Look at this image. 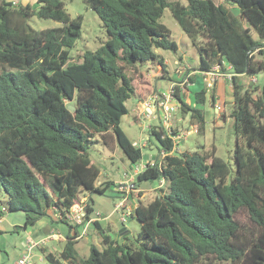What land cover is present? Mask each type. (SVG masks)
Here are the masks:
<instances>
[{
    "label": "trees",
    "instance_id": "16d2710c",
    "mask_svg": "<svg viewBox=\"0 0 264 264\" xmlns=\"http://www.w3.org/2000/svg\"><path fill=\"white\" fill-rule=\"evenodd\" d=\"M231 1L247 26L214 0H188L186 5L84 0L108 38L84 51L80 61L69 62L81 17L72 18L63 0H36V7L0 0V189L7 210L24 213V227L45 216L67 224L63 249L46 254L49 264H264V87L255 94L237 80L264 68L256 57V52L264 53V0ZM165 7L198 51L193 70L208 72L218 65L221 72H231L235 173L228 179L230 166L216 155L214 144L172 150L162 126L151 127L159 152L167 153L160 164L147 163L135 184L165 179L169 187L146 204L138 202L131 214L141 227L138 245L113 240L95 221L104 246L91 245L88 256L78 257L74 244L80 227L62 216L86 190L89 217L94 211L91 193L103 194L114 185L97 183L100 170L88 154L92 136L109 147L117 144L131 163L141 158L140 147L119 124L128 111L126 100L144 82L143 66L156 62L166 77L157 49L178 48L159 21ZM33 14L60 24L34 29L27 21ZM187 81L193 83L194 76ZM215 85L204 83L195 90L193 104L183 99L188 84L174 85L180 110L190 112L201 133L206 120L200 105L207 93L213 108L222 107L215 102Z\"/></svg>",
    "mask_w": 264,
    "mask_h": 264
},
{
    "label": "rangeland",
    "instance_id": "374dc122",
    "mask_svg": "<svg viewBox=\"0 0 264 264\" xmlns=\"http://www.w3.org/2000/svg\"><path fill=\"white\" fill-rule=\"evenodd\" d=\"M10 1L15 5L18 3H29L35 7L37 5L36 0ZM63 1L64 8L72 18L77 16L81 17L80 36L75 41L74 45L69 48V62H78L84 51L95 50L108 38V35L97 13L90 8L84 0ZM168 1H177L185 5L188 3V0ZM214 1L221 3L233 14L238 16L244 26L248 25L245 19L242 18L238 7L232 3L231 0ZM27 21L34 29H43L60 24L49 18L38 17L36 14L29 16ZM159 21L169 29L168 38L175 41L178 46L176 50L160 49V54L169 60V63L166 65L169 75L172 76L174 74V68L176 66V69H182L185 67L179 63L175 64V59H182L183 63L191 69L197 67L199 63L198 51L192 44L190 38L183 32L172 16L169 7L164 8ZM251 32L254 38H258V35L252 28ZM256 57L264 61V53L260 54L256 52ZM144 67L145 66H143V69ZM219 78H221V76ZM251 78L250 81L255 94H260L261 89L264 87V68L256 71ZM155 81L157 82V88H148L149 82L144 75V82L140 84L139 87L144 88V91L151 93L152 95L161 94L160 89L164 92H169V88L172 84L171 79H168L167 77H157ZM208 97L209 94L207 93L206 101L200 105L206 116L209 115V118L207 117L208 120L206 119L205 128L202 133L198 131L196 120L190 116V112L183 113L180 110L179 103L174 97V111L171 115V127L175 132L179 131V129L186 131L185 136L179 140L176 151L197 150L203 145L209 147L210 144H214L216 147V155L225 159L230 166L231 172L228 177L229 179L230 176L235 173L236 169L233 156L235 140L233 120L229 115L231 106L227 103L226 119L223 120L220 118V113H218L217 109L212 107ZM183 99L188 104L194 103V97L190 92L185 94ZM125 104L128 111L126 114L122 115L119 125L129 140L132 141L134 145L140 147L141 158L136 163H131L117 144H115L114 147H109L102 142L97 134L92 136L88 143V154L91 162H93L100 170L97 183L112 181L114 182V185H117L118 183L123 182L127 176L132 174V168L135 166H143L148 160L160 161L161 159L159 152L160 145L156 138L153 135H150L151 127L154 126L156 128L160 126L158 114L154 116V118H150V126H148L147 119L144 115H139L138 113V104L135 95H131L126 100ZM212 116H214V118ZM217 121H219L220 125H215ZM142 143H145V145L142 146ZM114 185H111V187L103 194L97 192L91 193L94 208L91 215H95V212L101 214L102 218L100 219L104 224L103 230H105L106 224L108 223L109 228H107V233L113 240H116L119 243H130L135 247L138 245L136 239L141 231L140 223L131 215L126 216L125 221L122 222L119 219V213L115 211L113 212V205L120 200V195L115 191ZM139 185L138 188L140 191L138 192V195L136 192L131 193L134 199L132 202L136 203L138 201L146 204L159 193L168 191L169 182L164 180L163 182L158 183L157 180H146L141 181ZM80 194L82 196H89V192L86 190L80 191ZM135 195L137 196L135 197ZM134 207L135 205L132 208ZM240 217L242 219L246 218L243 213L240 214ZM0 218V264H14L18 257H22L23 255H28V261L31 264H49L46 255L43 253L44 251L41 250L40 247H47V249L54 254H58L63 249L66 239L65 236L64 240H56L55 238L46 239L42 243L39 242L38 245L29 249V236L34 240H38L40 237L35 233L28 234V230L31 229L32 231L33 228L28 225L24 227L25 215L23 212L7 210V196L3 189H0ZM37 222H39V227H43L41 232H44L45 235L49 233L51 227L57 233H65L68 229L66 223L60 221L52 222L51 219L46 216L41 217ZM123 227H125L128 233L121 238L119 231ZM91 245H95L99 249H102L104 246L102 233L93 225V223L87 227L86 234L77 239L74 244L78 257L88 256Z\"/></svg>",
    "mask_w": 264,
    "mask_h": 264
},
{
    "label": "built area",
    "instance_id": "2783aa9c",
    "mask_svg": "<svg viewBox=\"0 0 264 264\" xmlns=\"http://www.w3.org/2000/svg\"><path fill=\"white\" fill-rule=\"evenodd\" d=\"M176 64H178V61H175ZM227 69H230V66H227ZM204 75V83L206 87L211 88L215 81L221 76V77H227L231 78V72H221L218 65L213 66V69L208 72H203ZM189 76V75H188ZM252 79V78H251ZM179 85L180 87H184L185 84H188L187 76H184L180 82L172 83L169 92L161 91V94H153L151 95L148 100H144L139 103L137 106L139 115H144V117L147 119L148 126H150L149 120L150 118H154L158 114L160 119V125L165 130V135H168L172 140V150H176L179 140L183 138L186 134L185 130L179 129V131L175 132L174 129L171 127V115L174 111V85ZM146 108H148L150 111H147ZM145 143H142V146H144ZM167 152L161 151L160 156L163 157ZM157 162V164H160V161H147L146 164L154 165ZM145 165L143 166H135L132 168V174L127 176V178L117 185H114L115 191L121 193L120 200L113 205V212L119 213V219L120 221L124 222L125 217L128 215H131L138 203H133L132 200V192H136L138 195V192L140 191L138 187L135 186V178L136 175L142 171L143 168H145ZM165 179H159L157 182H163ZM135 195V197L137 196ZM135 204V207L133 205ZM87 207H88V197L79 195L78 202L74 203L68 211L65 212L63 219L67 221L68 223L80 227V233L76 238H81L86 234L87 227L94 223L95 221L100 220L102 218L100 213H95V215H90L87 217ZM59 237V234L57 233H51L46 235L45 237H42L39 240H33L29 239V249H31L33 246H36L39 244V242H43L46 239H57ZM28 255H23L22 257L18 258L17 261L14 264H28Z\"/></svg>",
    "mask_w": 264,
    "mask_h": 264
},
{
    "label": "crops",
    "instance_id": "0c3cea01",
    "mask_svg": "<svg viewBox=\"0 0 264 264\" xmlns=\"http://www.w3.org/2000/svg\"><path fill=\"white\" fill-rule=\"evenodd\" d=\"M157 52L160 54V49H157ZM162 57L164 59V63L167 65L169 63V60L166 57H164L163 55H162ZM175 61H178L180 65L185 66V67L182 68V69H176L177 68V66H176L174 68V74L171 76V75H169V73H166L165 74L166 77L168 79H171L172 83H175V82H180L179 80L182 79L184 76L193 75L194 76V82L193 83H188V88L190 89V93L193 95V92L195 90L199 89L201 86L204 85L203 72H200L198 70H193V68L191 69L189 66L185 65L183 63V60L180 59V58L179 59H175L174 63H175ZM148 64L149 65L148 66L146 65L144 67V69L142 68V70H143V73H144L145 77L147 78V81L149 82L148 88H153V87H156V85H157V82L155 81V79L157 77H161L160 75L162 74V69H161V67H160V65L158 63L156 64V62L148 63ZM182 66H180V67H182ZM250 79H251V77H249V76H247L245 74H241V75L237 76V80L239 82L243 83L245 85V87H252ZM215 84H216L215 85L216 94L218 96V98H217V100L215 102H217L220 105H222L220 110L217 109V108L216 109H217L218 113H220V118L225 120L226 119V106H227V103H229V105H230V101L233 99V97H232V82H231V79H229V78L221 77V78H218L215 81ZM253 86H255V85H253ZM160 91H163V90L160 89ZM261 92H262V89H261ZM151 95H152L151 93H148V92L144 91V88L138 89L136 91V94H135V97L137 99V104L139 105L140 102H142L144 100H148V98ZM146 110L150 111L148 108H146ZM207 117L209 118V115L206 116V114H205V120L206 119L208 120ZM212 117L214 118V116H212ZM159 123H160V121H159ZM215 125H220L219 121H217L215 123ZM135 186L139 187L140 185L139 184H135ZM117 194L121 195V193H119V192H117ZM0 220H1V218H0ZM97 222L99 223L100 227L103 229L104 224L101 222V219L98 220ZM38 223L39 222H36L34 225L30 226L31 228H33V230L32 231H31V229L28 230V234L29 235L31 233H35L36 235H38L40 237L39 239H41L42 237H45L46 235L51 234L53 232L57 233L51 227L49 229V233L45 235L44 232H41V230H43V227H39ZM107 228H109V224L108 223L106 224V227H105V230H104L106 233H107ZM67 232H68V229H67ZM67 232H65V233H61V232L59 233L58 232L57 234H59V237L56 240H64L65 239L64 236L66 235ZM119 232H120L119 235H120L121 238H123L128 233L126 231L125 227L120 229ZM29 239H33V238L31 236H29ZM40 249L44 251L43 252L44 255H46L47 253L51 252L49 249H47V247H40ZM24 252H25V250H24ZM18 258H20V257H18ZM28 264H31V263L29 262Z\"/></svg>",
    "mask_w": 264,
    "mask_h": 264
},
{
    "label": "water",
    "instance_id": "95a60500",
    "mask_svg": "<svg viewBox=\"0 0 264 264\" xmlns=\"http://www.w3.org/2000/svg\"><path fill=\"white\" fill-rule=\"evenodd\" d=\"M70 110H73L74 109V106H72V105H69V107H68Z\"/></svg>",
    "mask_w": 264,
    "mask_h": 264
}]
</instances>
